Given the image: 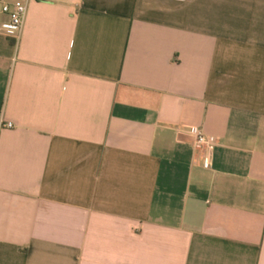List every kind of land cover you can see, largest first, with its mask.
<instances>
[{
  "label": "crops",
  "instance_id": "obj_1",
  "mask_svg": "<svg viewBox=\"0 0 264 264\" xmlns=\"http://www.w3.org/2000/svg\"><path fill=\"white\" fill-rule=\"evenodd\" d=\"M0 121V264H264V0H34Z\"/></svg>",
  "mask_w": 264,
  "mask_h": 264
},
{
  "label": "built area",
  "instance_id": "obj_2",
  "mask_svg": "<svg viewBox=\"0 0 264 264\" xmlns=\"http://www.w3.org/2000/svg\"><path fill=\"white\" fill-rule=\"evenodd\" d=\"M34 0H0V30L3 29L8 36H20V32L27 16L29 4ZM0 127L12 128L13 122L0 121ZM195 143L204 151L203 166L210 168L212 165V152L217 139L208 135L200 127L193 126L189 130Z\"/></svg>",
  "mask_w": 264,
  "mask_h": 264
}]
</instances>
